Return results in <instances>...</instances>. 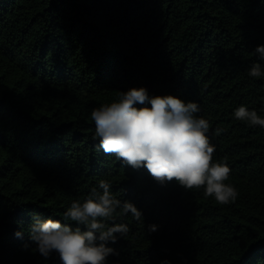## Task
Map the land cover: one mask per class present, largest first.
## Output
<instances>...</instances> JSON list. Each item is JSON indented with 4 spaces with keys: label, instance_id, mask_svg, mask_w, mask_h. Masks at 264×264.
Listing matches in <instances>:
<instances>
[{
    "label": "trees",
    "instance_id": "obj_1",
    "mask_svg": "<svg viewBox=\"0 0 264 264\" xmlns=\"http://www.w3.org/2000/svg\"><path fill=\"white\" fill-rule=\"evenodd\" d=\"M262 44L264 0H0V264H62L35 251L33 216L63 223L101 179L144 217L116 218L107 264H264V128L232 115L264 107ZM139 87L199 102L234 203L98 150L92 110Z\"/></svg>",
    "mask_w": 264,
    "mask_h": 264
},
{
    "label": "clouds",
    "instance_id": "obj_2",
    "mask_svg": "<svg viewBox=\"0 0 264 264\" xmlns=\"http://www.w3.org/2000/svg\"><path fill=\"white\" fill-rule=\"evenodd\" d=\"M252 54L258 59L247 70L248 76L264 78V44ZM200 112L197 101L153 96L146 87H139L120 92L117 101L94 108L91 120L94 138L99 141L97 148L105 155H114L123 165L144 167L161 183L175 179L186 190L203 188L204 195L219 204L234 203L239 190L225 183L231 166L226 160L214 161L217 146L212 142L210 122L198 116ZM232 115L249 127L264 128V107L258 112L241 104ZM129 214L135 221L144 222L142 210L131 201L118 199L111 183L101 179L83 201L71 203L63 223L35 215L27 233L35 251L45 259L56 253L62 264H107V258L116 254L109 243H116L129 232V226L116 222V218ZM68 222H77L86 230L73 229ZM157 227L151 225L150 231ZM15 235L22 237L23 232Z\"/></svg>",
    "mask_w": 264,
    "mask_h": 264
}]
</instances>
